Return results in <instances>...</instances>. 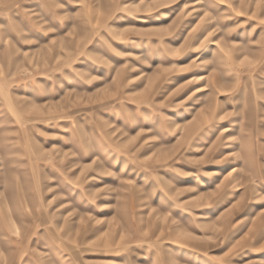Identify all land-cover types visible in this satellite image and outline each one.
I'll use <instances>...</instances> for the list:
<instances>
[{
  "label": "rangeland",
  "instance_id": "rangeland-1",
  "mask_svg": "<svg viewBox=\"0 0 264 264\" xmlns=\"http://www.w3.org/2000/svg\"><path fill=\"white\" fill-rule=\"evenodd\" d=\"M0 264H264V0H0Z\"/></svg>",
  "mask_w": 264,
  "mask_h": 264
},
{
  "label": "bare ground",
  "instance_id": "bare-ground-1",
  "mask_svg": "<svg viewBox=\"0 0 264 264\" xmlns=\"http://www.w3.org/2000/svg\"><path fill=\"white\" fill-rule=\"evenodd\" d=\"M196 79H197V77H196ZM237 167V166H236ZM253 181V180H252ZM224 217V216H223ZM259 219V218H258ZM217 229V228H216Z\"/></svg>",
  "mask_w": 264,
  "mask_h": 264
}]
</instances>
